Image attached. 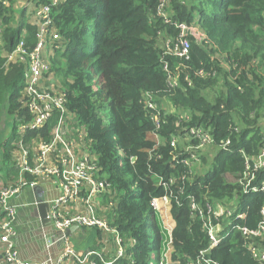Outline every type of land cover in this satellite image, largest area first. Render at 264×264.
<instances>
[{"label":"trees","instance_id":"16d2710c","mask_svg":"<svg viewBox=\"0 0 264 264\" xmlns=\"http://www.w3.org/2000/svg\"><path fill=\"white\" fill-rule=\"evenodd\" d=\"M157 6L158 0H58L50 6L59 33L58 47L48 56L52 78L66 93L67 116L85 130L89 149L97 156L96 173L110 183L109 192L101 197L107 205L104 218L125 238L134 239L130 260L121 259L120 264H155L163 246L149 200L163 192L154 176L171 172L169 147L163 148V160L149 159L153 123L143 105L145 92L161 106L190 110L191 123L210 126L217 141L228 138L230 144L217 151L208 163L211 168L186 186L184 203L172 204L174 264H186L208 246L199 222L190 217L186 194L199 198L206 194L210 201L234 199L235 213L244 217H233L232 224L248 230L260 222L264 202L262 191L246 192L236 181L244 174L242 151L255 156L264 145V0H168V21L157 15ZM174 22L195 24L206 35L207 42L188 37V58L164 53L165 41L178 35ZM35 31L25 8L0 0V110L21 120L29 117L21 102L24 65L7 63L6 52L21 38L31 50ZM165 62L177 76L175 88L167 85ZM56 118L53 115L39 130L27 131L23 145L28 146L37 133L49 139ZM167 119L161 130L166 142L179 129L177 116ZM18 121L14 119L15 129L1 144L3 167L15 176L11 151L20 140ZM226 174L235 181H227ZM253 175L248 187L264 180V166ZM25 178L33 177L27 173ZM97 234L101 236L100 231ZM252 241L264 248V234L253 238L235 228L210 255L217 264H264L251 255L247 244Z\"/></svg>","mask_w":264,"mask_h":264},{"label":"built area","instance_id":"2783aa9c","mask_svg":"<svg viewBox=\"0 0 264 264\" xmlns=\"http://www.w3.org/2000/svg\"><path fill=\"white\" fill-rule=\"evenodd\" d=\"M36 43L31 50H27L24 39L21 38L10 51L6 52L8 62H20L23 67V94L22 104L27 108L28 119L21 120L15 115L18 121L17 132L20 135L18 141L19 156L16 163L19 167V179L25 185L28 182L24 174L37 176H56L62 189L61 195L53 203L52 212L48 215L55 228L60 230V238L66 245L58 261L65 257L74 258L77 264H120L121 259L130 260V247L134 244V239L125 238L117 227L110 225L104 216H98L93 206V198L100 193L109 192L110 183L104 179L97 180L90 175V171L97 169L94 162L89 163L86 157L76 159L74 156L75 140L67 132L66 93L64 89L52 78L48 56L53 49L58 47L59 33L54 27L50 15V6L58 0H50L51 4H36L34 0ZM168 0H158L157 15L168 21L165 12ZM178 29V35L174 39H167L164 43V53L188 58L189 36L198 41L207 42L206 35L195 24H185L174 22ZM25 33V32H24ZM24 36V35H22ZM167 72V85L169 88L178 86L177 76L170 70L168 64H163ZM177 68V67H176ZM202 76V72H197ZM53 81V82H52ZM188 84H191L187 80ZM143 105L147 109L150 120L153 123L152 139L153 145L148 150L149 159L160 161L164 159L163 148L168 146L167 165L171 171L165 177L157 173L156 185L162 188V194L154 195L149 200V206L156 214L163 234L162 249L155 264H174L171 258L173 251L172 231L175 221L172 215V204L182 205L184 203L182 195L187 185H192L198 175L207 169L208 163L212 160L218 150H225L230 144L229 139L217 141L207 125L191 123L192 114L190 110H171L168 106H161L153 99L150 92L143 94ZM178 117L179 129L176 133H171L168 142L162 137V127L168 123L169 115ZM56 115V121L50 131V138L40 140L34 144L33 151L28 150L23 145V135L29 130H39L47 121ZM76 122V121H75ZM236 130V128H234ZM85 136V132L79 131ZM31 152V154L29 153ZM57 151H60L57 157ZM245 159L244 174L236 181L243 190L262 191L264 193V180L258 185L249 186L253 178V171L264 166V145L255 156H248L242 151ZM47 158H52L56 164H47ZM205 160L207 163H205ZM252 167V168H251ZM243 181V183H242ZM35 184V182H34ZM33 184V185H34ZM17 193V188L11 185L0 189V204L5 210V218L0 227L5 232L6 245L3 248L0 264H49V259L43 261H25L19 258L10 236L13 234L11 222L16 215V206L7 202V199ZM81 193L85 196L81 198L83 211L77 214L61 216L57 210L60 205L76 200ZM235 196V195H234ZM186 204L190 217L196 219L202 231L207 236L208 246L200 249L195 257L190 258L186 264H217L210 253L213 247L232 229H239L245 235L251 237L262 236L264 234V202L260 209L261 220L254 230H248L239 224H232V218H243L242 212L235 213L237 203L234 199H215L210 201L207 195L197 197L194 193L185 195ZM112 206V204H110ZM70 225L83 227H96L100 230L98 237V248L87 250L84 253L75 252L68 243V236L63 232ZM249 251L253 258L258 261L264 260V248H260L252 241L248 244ZM132 263V260L131 262Z\"/></svg>","mask_w":264,"mask_h":264},{"label":"crops","instance_id":"0c3cea01","mask_svg":"<svg viewBox=\"0 0 264 264\" xmlns=\"http://www.w3.org/2000/svg\"><path fill=\"white\" fill-rule=\"evenodd\" d=\"M3 1L5 3L8 2V0H3ZM28 1L30 0H24V1L12 0V4L14 8H19V7L25 8L27 14L29 11L27 6ZM32 4L34 5V3ZM35 8L36 7L34 6L30 8L32 9L30 16L31 18L28 15H26L28 21L31 24L35 19V15H34L36 10ZM12 116H13V123L10 134L15 129L14 128L15 115ZM67 128H68L67 134L75 140V144H74L75 158L79 159L81 157H86L89 163L94 162L95 164H97L96 154L89 150V144H87L85 136L79 133V131L82 130L85 132L84 128L82 126H79L77 122H73L71 118L67 119ZM8 138L9 136L0 142V189L3 187L13 185L18 180V176H19V167L15 161L16 158L19 156L18 144L14 146L11 151V161L17 173L16 176L13 173L9 172V170H6L2 164L1 144ZM32 140L35 141L36 143L40 140H46V139H41L39 137V133L36 134L35 138H31L30 140L31 142L29 141L30 144L28 146H25L27 149L29 148L31 152L33 151V147H34V144H31ZM56 155L57 157H59L60 151H57ZM47 164L54 165L56 164V161L52 158H47ZM97 170L98 168L97 169L95 168L94 171L91 170L89 173L91 176L93 175V177L99 181L101 180V178H99L98 174L96 173ZM4 171L7 172V175L5 174ZM25 175L26 174H24V177ZM32 179L35 180L34 181L35 184L33 186L31 187L27 186L23 190H21L20 193L17 192L16 194H13L11 197L7 199L8 203L16 206V215L11 222L13 234L10 236V240L13 243V247L15 248L19 258L25 261H43L49 259L48 260L49 264H77V261L74 258H70V257H65L62 259V261H58L66 243L60 238L61 232L60 230L55 228L51 218H48L47 222L44 223L42 222L37 207V204L40 201L46 202L49 206L48 215L51 214L53 203L57 198H59L62 192L58 178L56 176L48 175V176H37L36 178L33 177ZM84 196L85 194L81 193L76 200L58 206L57 210L59 214L65 217L67 215H72V214H77L78 212H82L84 206L81 201V198ZM101 197H102V193L95 196L92 201L95 212L97 213L98 216H104L103 211L107 207V205L105 206V204L101 202ZM110 204L112 203H109V205ZM4 218H5V210L3 206L0 204V225ZM78 229H82L85 231L84 234L80 235V239H79V241L86 242L87 247H85L84 249H82L80 245L78 244L76 245V243L74 242L70 243L69 240V236H75V233L77 232ZM91 229L98 230L96 227H83L77 225H72L71 227L65 230V234L68 236V243L75 250V252L84 253L87 250H95L98 248L97 239L99 236L97 232H99L100 230L96 232V230L94 231ZM5 237H6L5 232L0 227V260H1L3 248L6 245Z\"/></svg>","mask_w":264,"mask_h":264},{"label":"rangeland","instance_id":"374dc122","mask_svg":"<svg viewBox=\"0 0 264 264\" xmlns=\"http://www.w3.org/2000/svg\"><path fill=\"white\" fill-rule=\"evenodd\" d=\"M14 1H16V0H14ZM25 3H23V4H25ZM27 6H28L29 11H28V13L26 15H28L30 17L31 16V10H32L30 8H32V6H34V5L31 3V1H28L27 2ZM102 111L106 115L108 114L107 109H103ZM12 123H13V116L11 114L4 113V112L1 111L0 112V142L3 139H5L6 137L9 136L10 131H11V127H12ZM211 167H212V165H209V164L207 165V168H211ZM225 177H226L227 181H230V182H234L235 181V178L232 175H230V174H226ZM27 181L30 182V181H34V180L30 179V180H27ZM33 184H34V182H30L29 184L27 183L25 185L23 182L20 181L19 176H18V180L13 185H11V187L12 188H17V192L20 193L21 190H23L25 187H27V186L31 187V186H33ZM71 226L72 225L66 227L63 232L65 233V230L67 228L71 227ZM84 233H85L84 230L78 229L77 232L75 233V236H69L70 243L74 242V243H76V245L77 244L80 245L82 249L87 247V244H86L85 241H79L80 235L84 234Z\"/></svg>","mask_w":264,"mask_h":264},{"label":"water","instance_id":"95a60500","mask_svg":"<svg viewBox=\"0 0 264 264\" xmlns=\"http://www.w3.org/2000/svg\"><path fill=\"white\" fill-rule=\"evenodd\" d=\"M38 210H39V214H40V219L42 220V222H47L48 221V213H49V206L46 202H42L40 201L37 204Z\"/></svg>","mask_w":264,"mask_h":264}]
</instances>
